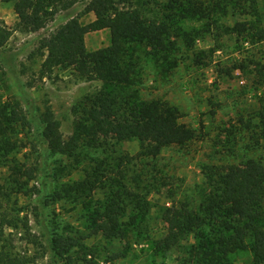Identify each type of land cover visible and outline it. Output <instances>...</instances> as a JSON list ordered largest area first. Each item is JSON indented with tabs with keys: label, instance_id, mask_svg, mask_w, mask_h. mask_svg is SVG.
Returning a JSON list of instances; mask_svg holds the SVG:
<instances>
[{
	"label": "trees",
	"instance_id": "1",
	"mask_svg": "<svg viewBox=\"0 0 264 264\" xmlns=\"http://www.w3.org/2000/svg\"><path fill=\"white\" fill-rule=\"evenodd\" d=\"M80 1L1 0L13 5L15 31L24 33L40 29ZM85 11L94 20L72 19L42 39L41 72L47 76L57 69L71 70L78 80L99 81L103 87L73 107L74 133L67 140L47 107L42 114V138L52 153L72 159L70 166L76 170L82 152L98 155L84 168V178L66 184L55 201L66 197L87 202L97 189L106 190L89 226L91 235L112 242L141 232L140 218L151 210L147 200L151 188L143 183L144 163L157 159L167 148L184 147L195 139L194 130L181 122L178 107L142 94V52L168 72L179 66L180 53L195 50L194 62L209 68L223 41L235 38L234 52L247 56L237 59L233 70L253 77L261 106L259 129L264 134V22L257 0H87ZM105 30L110 31L111 44L89 50L86 37ZM10 35L0 25V47ZM208 39L215 45L196 49ZM26 124L18 102L0 103V171L5 173L0 183V264H30L29 258L14 253L10 236L19 230L28 241L36 237L28 216L21 218L13 209L15 198L38 193L36 168L21 157L24 145L19 134ZM123 142H137V154L118 153L115 147ZM203 173L205 187L197 206L182 203L163 209L166 233L156 242V250L168 252L188 243L183 248L189 258L183 264H233L234 255L243 251L251 253L252 264H264L262 161L207 165ZM129 211L136 214L134 224L123 222ZM51 240L57 255L72 264L70 253L81 246L79 240L57 235Z\"/></svg>",
	"mask_w": 264,
	"mask_h": 264
},
{
	"label": "rangeland",
	"instance_id": "2",
	"mask_svg": "<svg viewBox=\"0 0 264 264\" xmlns=\"http://www.w3.org/2000/svg\"><path fill=\"white\" fill-rule=\"evenodd\" d=\"M264 22V0H257ZM87 0H81L71 9L59 12L54 20L30 32L15 31L17 16L12 4L0 0V25L11 31L8 40L0 47V103L18 102L26 117V126L20 128L19 139L24 149L21 157L36 168L38 193L31 198L17 197L13 209L21 218H29L31 232L36 236L28 241L22 231L10 236L13 251L27 257L30 264H66L53 250L52 237L78 239L81 246L73 248L72 264H183L189 254L183 247L158 252L156 242L165 236L162 211L172 205L197 206L205 187L204 168L207 165L240 164L247 159L261 160L264 165V134L259 129V105L253 77L233 70L237 59L246 54L234 52L235 38H226L221 50L212 57L209 68L194 62V53L183 51L178 55L180 64L166 71L141 54L143 68L142 94L147 99H162L178 107L183 114L181 122L195 132V139L184 147L165 149L155 160L145 165L144 184L151 188L147 200L151 210L144 218L143 229L136 230L125 240L108 241L103 236L90 234V223L99 201L107 193L94 192L93 200H70L64 197L55 201L57 194L68 183L81 181L84 168L92 151L78 157V170L68 159L52 153L42 138V114L49 107L61 124L64 139L74 133L75 116L72 109L86 96L103 87L99 81L78 80L71 70H55L47 76L41 72L45 60L40 49L42 39L72 19L82 23L94 20L85 11ZM87 48L91 51L111 44L109 30L89 34ZM215 45L211 39L197 44V50ZM196 50V51H197ZM209 61V60H207ZM220 69L224 72L220 73ZM228 73H231L230 75ZM118 153L134 156L139 151L137 142H123L115 147ZM103 156V155H101ZM100 157V155H99ZM5 173L0 171V183ZM135 212L129 211L124 223H132ZM134 224V222H133ZM10 233V232H9ZM193 243V241H192ZM119 255L118 259H112ZM203 264V263H198ZM233 264H252L249 251L233 257Z\"/></svg>",
	"mask_w": 264,
	"mask_h": 264
}]
</instances>
